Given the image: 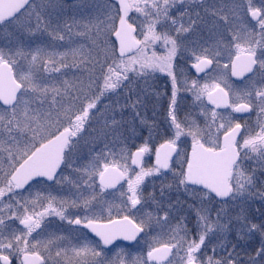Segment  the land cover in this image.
<instances>
[{
    "label": "snow or ice",
    "instance_id": "obj_1",
    "mask_svg": "<svg viewBox=\"0 0 264 264\" xmlns=\"http://www.w3.org/2000/svg\"><path fill=\"white\" fill-rule=\"evenodd\" d=\"M0 264H264V0H0Z\"/></svg>",
    "mask_w": 264,
    "mask_h": 264
},
{
    "label": "rangeland",
    "instance_id": "obj_2",
    "mask_svg": "<svg viewBox=\"0 0 264 264\" xmlns=\"http://www.w3.org/2000/svg\"><path fill=\"white\" fill-rule=\"evenodd\" d=\"M255 118L254 116L252 117V119Z\"/></svg>",
    "mask_w": 264,
    "mask_h": 264
},
{
    "label": "flooded vegetation",
    "instance_id": "obj_3",
    "mask_svg": "<svg viewBox=\"0 0 264 264\" xmlns=\"http://www.w3.org/2000/svg\"><path fill=\"white\" fill-rule=\"evenodd\" d=\"M253 120H255V118H253Z\"/></svg>",
    "mask_w": 264,
    "mask_h": 264
}]
</instances>
